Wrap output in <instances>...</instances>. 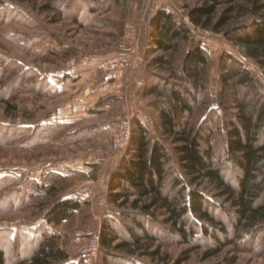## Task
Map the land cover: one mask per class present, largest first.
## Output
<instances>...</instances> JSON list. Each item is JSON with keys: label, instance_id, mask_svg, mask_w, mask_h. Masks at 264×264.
<instances>
[{"label": "rangeland", "instance_id": "obj_1", "mask_svg": "<svg viewBox=\"0 0 264 264\" xmlns=\"http://www.w3.org/2000/svg\"><path fill=\"white\" fill-rule=\"evenodd\" d=\"M240 2L244 5L248 4V0ZM46 4L54 6L56 10L41 11V6ZM197 5H200L199 0H54L52 3L49 0H0V77L3 81L0 97L16 96L20 105L28 106L27 112L31 113L30 116L18 113L11 117L4 112V105L0 104L1 125L29 126L27 133L23 136L28 138L33 135L36 125L52 124L53 121L48 122V118L73 94L69 90L71 85L67 87L71 81H66L61 87L56 86L64 82L60 79L59 83H54L53 78L56 73L59 74L58 72L63 74L64 78H73L72 76L85 71L87 75L82 80L84 85L89 83L88 80L93 78L92 76H97L98 81H94L95 84L103 78L101 76L111 73L98 71L95 65L100 60L123 53L127 54L132 61L131 68L126 70L127 73L134 74L137 71L135 77L138 78L134 80L136 83L133 85L131 95L134 97V102L131 107L128 101L127 105L126 103L122 105L116 95H106L100 101L103 102L102 105H98V109H95L98 111L96 116L69 123L70 126L61 128L59 134L55 135V139L46 144L41 143L33 148L19 147L15 143L0 146V175L21 171L29 176L35 173L39 166H44L47 167L45 177H48L53 173L48 171L50 169L48 166L51 164H56L61 159L73 161L79 159L78 156L87 157L92 149H103V145L108 140L107 150L113 154L114 159H119L118 166L122 157L128 153L131 140L125 148L113 150L110 148L112 131L102 130L101 125L95 129L93 126L100 122L102 124L107 122L114 127L124 113H129L132 121L139 119L149 129L152 137L160 140L167 147L172 155L175 173L183 180L185 187L195 188L204 194L212 203L211 210L214 215L224 222L229 229V236L234 238V242L226 246L217 256L204 259L203 253L211 243L209 239L202 237L183 243L175 234L172 235L144 223L149 233L158 238L154 245L161 244V251L170 257L166 264H175L183 256L187 257L179 264H217L229 256L236 257L235 264H264V221L251 229L243 227L241 233L234 236L232 224L235 218L231 213L232 210L229 213L227 211L229 203L217 194L214 184L209 180L188 183L187 176L177 161L171 138L164 133L159 122L156 106L171 103L170 89L174 87V84L182 83L179 65L183 51L179 50L172 56L173 63L166 65V69L152 64L155 57L168 56V54L163 55V52L155 49L149 18L153 11L166 8L173 12L178 22H184L190 26L191 37L188 45H200L209 61L205 83L206 95L204 96L202 92L198 94L196 105L192 104L194 108L192 117L186 120L196 126L200 125L205 135L210 133L213 135L212 138L216 142L213 147L214 161L222 168L225 179L236 185L239 170L234 161L228 159L222 152L216 128L218 126L223 128L226 115L235 112L234 104L237 101H243L251 110L264 101V70L245 55L241 46L233 42L230 38L231 34L228 36L225 32L250 23L253 16L247 14L235 17L224 31L213 32L186 22L188 10ZM229 56L235 58L240 66L257 79L258 88L239 83V76L235 75L239 67L231 62ZM67 71L71 74H65ZM223 75L227 76L228 82L224 86L223 103L220 104L218 95L223 87ZM43 77L49 79L51 86L57 90L58 94H51L44 89L42 83L37 82ZM153 83H156L159 88L157 93L143 95V86ZM133 129L134 125L132 132ZM21 139L18 137L15 141H21ZM218 157L221 159L217 160ZM258 175L261 186L264 187V165ZM171 179L170 175L167 180ZM80 183L82 181L76 178L60 180L59 186L62 187V191L59 197ZM4 190L7 192L9 187ZM2 195L3 192L0 193V200L6 197V194ZM7 200L8 203H14L17 198L12 195ZM106 201V212L98 214L96 221L91 222L94 219V212L97 214V208H92L91 202L82 201V206L74 218L62 224L52 225L53 228L52 226L47 228L43 224L45 218L43 212L46 213L50 202L49 207L45 206L35 211L27 208L6 211L0 208V248L4 245L9 246L4 247V250L8 258L10 257L11 264H15L11 252L13 247L3 240V230L15 232L20 229V234H24L22 230L35 229L42 225V228L45 227L46 234H52L55 230L63 235L59 244L68 252V257L72 258L69 262L72 264L77 262L131 264V260L135 264H163L138 254L129 256L127 252L114 248L106 249L100 244L94 258L82 260L78 257L80 248L94 232L101 231L103 222L107 220L116 223L115 226L121 238L128 236L126 230L129 229L130 224L120 222L119 212L123 208L130 207L128 205L119 207L110 203L108 199ZM158 218L162 220L163 216L160 215ZM202 224L209 227L206 221H198V225ZM138 232L141 233L140 230ZM32 236L31 232L21 243L22 248L16 246L13 252L26 253L41 237L34 235V241H32ZM26 248L28 250H25ZM66 262L63 264H68Z\"/></svg>", "mask_w": 264, "mask_h": 264}, {"label": "trees", "instance_id": "obj_2", "mask_svg": "<svg viewBox=\"0 0 264 264\" xmlns=\"http://www.w3.org/2000/svg\"><path fill=\"white\" fill-rule=\"evenodd\" d=\"M53 1L49 0L51 3ZM199 1L200 5L188 10L187 17L193 25L201 29L220 32L224 31L235 17L247 14L253 16L250 23L232 28L230 31L226 30L225 33L228 36L231 34L233 42L241 46L245 55L264 70V0H248L246 5L242 4L241 0ZM50 10L56 9L49 4L41 6V11ZM149 23L152 27V43L155 49L163 52V55L168 54L155 57L153 65L163 68L172 65V56L179 50L183 51L179 65L182 83L174 84L170 89L171 103L156 106L160 125L164 133L171 138L180 168L187 176L189 184L204 179L214 184L217 194L229 203L228 213L232 210L231 213L234 215L235 222L232 224L234 236L239 235L243 227L250 229L256 227L264 221V187L261 186L258 175L264 165V101L253 110L243 101H237L234 104L235 112L226 115L223 128L220 126L216 128L222 152L228 159L234 161L239 170L234 185L225 179L222 168L214 161L213 147L216 142L212 138L213 135L211 133L205 135L200 125L196 126L186 120L192 117L194 112L192 104L196 105L198 94L202 92L204 96L206 95L205 83L209 61L205 52L198 44L188 45L191 28L184 22H178L172 11L166 8L157 9L151 14ZM70 53L72 54V51ZM230 60L239 67L235 75L239 76L240 84L259 87L257 79L240 66L235 58L230 57ZM37 82L42 83L44 89L51 94H58L47 77ZM222 82L223 87L218 95L220 104L223 103L224 86L228 82L226 75L222 76ZM2 84L0 77V93ZM158 90L156 83L145 84L142 93L152 95ZM102 103L100 102L99 106ZM0 104L4 105V112L11 117L18 113L31 115L27 112L28 106H21L16 96L0 97ZM132 123L134 129L131 134V146L114 170L107 190V199L110 203L119 207L125 205L130 207L119 212L120 222L130 224L126 230L128 236L121 238L116 223L107 220L103 222L100 231V245L106 249L114 248L127 252L129 256L138 254L151 261L158 260L166 264L170 257L161 251V244L154 245L158 238L146 229L144 223H148L172 235L175 234L183 243L202 237L209 239L211 243L204 251L203 258L217 256L234 242V238L228 234L229 229L214 215L211 210L212 203L204 194L195 188L185 187L183 180L175 173L172 155L167 147L152 137L149 129L139 119H133ZM70 125L39 124L34 127L33 135L25 138L23 136L29 126L0 124V146L15 143L19 147L33 148L54 140L61 128ZM18 137L22 138L21 141H15ZM220 159L218 157L217 160ZM18 173L7 172L0 175V193L6 194V197L0 200L1 209L8 211L27 208L35 211L45 206L49 207L50 202L43 223L47 228L62 223L64 219L74 218L76 211L80 210L82 203L78 199L59 197L62 191V187L59 186L60 180L68 179L67 177L51 173L42 181H37L25 173L21 172L19 175ZM170 175L172 179L168 181ZM8 187L9 190L5 192L4 189ZM12 195L17 200L8 203L7 198ZM160 215L163 216L162 220L158 218ZM201 220L209 223V227L198 225V221ZM45 227L42 228L40 225L39 228L24 229L22 230L24 234H20V229L15 232L3 230V240L13 249L16 246L22 248L21 243L31 232L32 241L34 235L41 236L29 250L25 249L28 250L26 253L19 250L20 253L16 254L11 249L15 264H63L68 259V252L59 245L63 235L55 230L52 234H46ZM4 247L9 246L4 245L0 248V264H11ZM186 257H180L175 264L181 263ZM130 262L135 264L132 260ZM235 262L236 257L229 256L217 264Z\"/></svg>", "mask_w": 264, "mask_h": 264}, {"label": "crops", "instance_id": "obj_3", "mask_svg": "<svg viewBox=\"0 0 264 264\" xmlns=\"http://www.w3.org/2000/svg\"><path fill=\"white\" fill-rule=\"evenodd\" d=\"M90 72L91 71H89V73ZM58 73L59 74L56 73V75L54 74V83H59L60 79L64 80V82L62 84L59 83V85L57 84L56 86L61 87L66 81H71L67 84V87L71 85L69 90L73 94L59 105L57 111L48 118V122L72 123L73 121H78L82 118L90 119L93 116H96L98 111L95 109H98L97 106L106 95H116V97L121 100L122 105L125 103V105H127L128 101V104L131 107L134 102V97L131 95L133 92V85L136 83L134 80H138V78L135 77L137 71L134 74H129L127 71L106 73L101 76L103 78H100L101 80L95 84L94 81H98L97 76H92L93 78L88 80L89 83H86V85H84V82L82 81L87 75V72L85 71L76 76H72L73 78H68L66 76V78H64V76H62L63 74L60 72ZM65 74L70 75L71 72L67 71ZM135 91L137 92V88H135ZM99 125H101V127ZM93 127L94 129L100 127L104 131L111 132L113 124L107 122L102 124L100 122ZM103 146V149H92L90 155L87 157L78 156L80 158L74 159L73 161H70V159H61L58 160L56 164L48 166L50 167L48 171L58 173L68 179L76 178V180L78 179V181H82V183L76 184L70 190L65 192L61 198L71 197L78 199L80 202H91L92 208H97V214L93 211L94 219L91 222L97 220L96 218H98V214L106 212L107 189L119 160L117 158L114 159L112 156L113 154H110L107 150L109 147V140ZM46 168L44 166H39L35 170V173H31L29 177L37 181H42L47 172ZM77 212L78 211H76L75 215H77ZM43 213L45 214V211ZM67 221V219H64L62 223ZM60 247L62 246L60 245ZM66 261V263H69L72 261V258L70 259L68 257Z\"/></svg>", "mask_w": 264, "mask_h": 264}, {"label": "built area", "instance_id": "obj_4", "mask_svg": "<svg viewBox=\"0 0 264 264\" xmlns=\"http://www.w3.org/2000/svg\"><path fill=\"white\" fill-rule=\"evenodd\" d=\"M186 22L190 23L189 18ZM132 66V61L127 54L119 53L100 60L96 65V69L101 72L126 71ZM132 118L129 113H124L112 129L110 148L113 150H121L125 148L131 140L132 134ZM100 244V232H94L85 244L80 248L78 257L82 260L94 258L98 252Z\"/></svg>", "mask_w": 264, "mask_h": 264}]
</instances>
